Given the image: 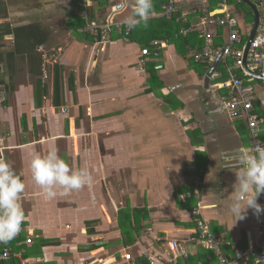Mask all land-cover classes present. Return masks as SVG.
I'll return each mask as SVG.
<instances>
[{
  "label": "crops",
  "instance_id": "0c3cea01",
  "mask_svg": "<svg viewBox=\"0 0 264 264\" xmlns=\"http://www.w3.org/2000/svg\"><path fill=\"white\" fill-rule=\"evenodd\" d=\"M26 1L0 0V157L25 185L22 236L0 244V251L18 256L0 264H137V259L150 264V257L159 255L176 256L179 264H202L187 260L200 250L210 251V264H218L214 251L195 243L198 221L222 239L226 258L255 244L261 213L248 209L244 219L236 220L230 212L236 181L231 157L249 148L251 139L240 130L242 122L223 108V100L237 93L218 86L229 77L227 71L221 79L219 58L209 64L195 61L193 39L191 47L156 39L165 42L158 55H143L141 49L155 40L144 44V36L160 34V25L141 24L127 33L125 26H113L105 40H91L70 27L80 14L73 0ZM97 1L89 7L90 19L97 22L105 17L123 22L133 4L128 0L125 8L121 0H109L102 7ZM165 1L151 19L170 17L172 13L163 12L170 3L179 21L196 18L195 0ZM224 6L236 16L239 36L247 42L254 13L248 23L235 13L234 4ZM257 12L264 20V12ZM32 25L47 34L33 54L24 49L30 40L21 30ZM220 33L224 38L225 31ZM54 64L62 70L58 105L52 103ZM40 65L50 73L42 77L48 86L37 107L34 86ZM249 77L247 84L240 79L256 113L258 105L262 141L264 84ZM53 146L71 167L89 170L90 186L51 200L43 196L32 180L29 154H43ZM29 236L32 241L26 244ZM171 239L181 244L187 258L169 247ZM17 245L21 249L15 251ZM125 252L132 254L130 261L123 259Z\"/></svg>",
  "mask_w": 264,
  "mask_h": 264
},
{
  "label": "built area",
  "instance_id": "2783aa9c",
  "mask_svg": "<svg viewBox=\"0 0 264 264\" xmlns=\"http://www.w3.org/2000/svg\"><path fill=\"white\" fill-rule=\"evenodd\" d=\"M94 0H82V13L81 16L84 20V27L79 29V32H88L92 35L101 33L99 41H103L106 35L112 31L113 26L119 29L125 26V32L129 31L126 25L121 21H114L111 18L105 17L99 22L90 19L89 7L92 6ZM256 9L264 12V0H253ZM196 10L200 13L198 20L194 25L184 28L181 32L187 33L188 31H197L201 38L204 40V46L201 50L191 52L193 59L198 62L210 63L219 58L221 62H227L228 58L232 59V64L227 65L226 70L229 73L228 80L218 84L220 87L233 88L237 93V97H232L229 100H223V108L228 112L229 117L234 121H241L248 129L250 137V147L260 140V133L262 127L260 126L262 120L257 115L255 108L251 101L248 99V92L243 86V82L233 72L234 69H241L242 72L249 76L244 70L243 65L253 73L262 76V83L264 84V20H260L253 34L247 49L246 42L241 43L239 36V22L229 9L225 8L224 2L218 4L217 8L209 10L208 0H195ZM165 14H171L176 10V6L170 3L163 7ZM264 14V13H263ZM220 29L225 31L224 43L220 47L214 46V38L218 35ZM97 42V41H96ZM165 46L163 41H151L150 48L144 47L141 49L143 55H158V51ZM246 49V51H245ZM43 78H47L45 67L42 68ZM257 203L264 206V193H261L257 198ZM198 213L197 210L194 211ZM195 243L198 247L214 251L218 258V264H264V212L261 213V223L258 228V241L255 244H249L245 248L237 249L231 258H226L221 253L222 239L212 233L208 226L202 221H198L196 226ZM30 235V234H29ZM19 237V234L15 237ZM186 241H191L192 237H187ZM31 237L25 239L26 244H30ZM169 247L178 251V255L187 258L189 255L186 253L177 240H169ZM18 256V253L9 249L0 251V262L9 260L12 257ZM125 261L132 259L130 252L123 254ZM150 264L163 263V264H179L176 256L165 257L155 256L150 257Z\"/></svg>",
  "mask_w": 264,
  "mask_h": 264
},
{
  "label": "clouds",
  "instance_id": "9594fccd",
  "mask_svg": "<svg viewBox=\"0 0 264 264\" xmlns=\"http://www.w3.org/2000/svg\"><path fill=\"white\" fill-rule=\"evenodd\" d=\"M128 6V0H121V7ZM152 12L153 0H133L131 12L122 23L129 29L141 23L146 26ZM29 155L32 180L46 199L67 195L92 184L89 170L71 167L54 146L43 154L33 151ZM231 158L236 162V181L230 212L236 220L244 219L248 209L259 215L264 212V206L257 203L258 196L264 193V142H257L251 148L242 147ZM24 188L20 176L5 158L0 157V244H7L21 231L25 219L20 202Z\"/></svg>",
  "mask_w": 264,
  "mask_h": 264
},
{
  "label": "trees",
  "instance_id": "16d2710c",
  "mask_svg": "<svg viewBox=\"0 0 264 264\" xmlns=\"http://www.w3.org/2000/svg\"><path fill=\"white\" fill-rule=\"evenodd\" d=\"M77 5H78V11H79V15L73 17V20L77 21V23L75 25L72 26V24H70V27L73 28L75 30V33H80V34H86L87 38L91 39V40H95L96 38H101L100 32L96 35H90L88 33H84V32H79L78 30L80 28H83L85 23L84 20L81 16L82 13V0H73ZM80 1V2H79ZM98 4L102 7H106L109 4V0H98L97 1ZM221 2H227L228 4H234L235 5V13L237 15H243L244 19L248 22V23H252L253 22V12L251 7L242 2V1H237V0H209V10H213L215 8H217L218 4ZM166 1L165 0H156L155 2H153V11H159V6L165 4ZM194 16L196 15V18L193 21H179L178 18V14L172 12V15H170V17H160V18H155V19H149L147 21V25H160L161 28V33L157 34L158 32H154V34H148L147 36H144V44H147V42L150 39H162V38H166V40L174 42L177 46H180V44L182 46L185 47H191L194 44H192V39L197 42L195 45L197 46L196 49L200 50L203 46L202 42L203 39L201 38V36L198 34V32L195 31H188L186 33L185 36L181 35V30L184 28H188L191 26L192 22H195L196 20H198L200 13L198 11H194L193 12ZM234 15V14H233ZM92 16V15H91ZM149 23V24H148ZM142 25H144L143 23H141ZM141 25V26H142ZM140 26V25H139ZM137 26V27H139ZM165 29V30H164ZM16 30H20V29H16ZM23 34H25L24 36H26L30 41L29 43H27L24 46V49L27 50V52L33 54L34 52V48H36L37 45L41 44L42 42H44L45 37H47V34L43 31L44 29H42L40 26H36V25H32L29 27H25L21 29ZM164 30V31H163ZM175 33V34H174ZM130 34V33H129ZM174 34V35H172ZM175 36V37H173ZM200 39H199V38ZM175 38V39H173ZM246 36H241V43L245 42ZM202 40V41H201ZM215 47H220L222 46L224 43V38L221 36L220 30L218 32V35L214 38ZM226 63L227 65L232 64V59L228 58L227 62L223 61L219 64V70L221 72L222 78L227 77V70H226ZM35 64V63H34ZM32 64V65H34ZM202 68H205V65L203 63H200ZM32 72L35 70V67L33 66L31 68ZM236 69L233 70V72ZM38 74L40 77H36V82H35V86H34V101H35V106L40 107L42 104V101L46 95L47 92V82L43 81L42 79V68L41 65L38 69ZM52 83H53V97H52V103L54 105H58L60 104V102L62 101V89H63V83H62V70L59 67V65L54 64L53 68H52ZM235 75L241 79H243L244 83L247 84L249 83L248 80L251 79L249 76L245 75L241 69H237V71H235ZM68 86L69 88L73 87V82H72V78L69 77L68 78ZM255 81V80H254ZM257 81V80H256ZM258 82H262L261 80H258ZM6 91V90H5ZM7 93V91H6ZM255 107L257 108V113L259 111L258 105L255 104ZM239 127L241 128L240 130H242L243 132H248V129H246V127L243 125V123H239ZM261 139L262 141H264V135H261ZM21 235V232H19V236ZM22 236V235H21ZM21 236L19 238H21ZM14 241V240H13ZM13 244V243H11ZM18 249H21V247H19L18 245L15 247V251H18ZM197 255L194 257H190L189 261H201L202 264H210V262L212 261L213 257L210 255V251H206V250H200V252L196 253ZM210 257V259L205 260V258ZM137 264H147L148 261H146L145 259H137ZM195 264V262L193 263ZM197 264V263H196Z\"/></svg>",
  "mask_w": 264,
  "mask_h": 264
},
{
  "label": "water",
  "instance_id": "95a60500",
  "mask_svg": "<svg viewBox=\"0 0 264 264\" xmlns=\"http://www.w3.org/2000/svg\"><path fill=\"white\" fill-rule=\"evenodd\" d=\"M242 1L246 2V3L252 8L253 13H254V22H253V26H252L251 32H250V34H249V37H248V39H247L246 47H245V48L247 49V47H248L250 41L252 40L253 34H254V32H255V29H256V27H257L258 19H259V15H258L257 9H256L255 6L252 4V2H250L249 0H242ZM246 49H245V51H246ZM243 70H244L247 74H249V75H252V76H254V77H258V78L262 79V76H260L259 74H257V73H253V72L249 71V69L246 67V65H243Z\"/></svg>",
  "mask_w": 264,
  "mask_h": 264
},
{
  "label": "rangeland",
  "instance_id": "374dc122",
  "mask_svg": "<svg viewBox=\"0 0 264 264\" xmlns=\"http://www.w3.org/2000/svg\"><path fill=\"white\" fill-rule=\"evenodd\" d=\"M25 2H27V1H26V0H24V3H25ZM43 10H44V9H43ZM43 12H44V13H46L45 11H43ZM105 12H106V11H105ZM41 17H42V16H41ZM45 21H47V17H46V18H44V20L42 21V23L44 24V22H45ZM46 23H47V22H46ZM45 71H46L47 77H49V73H50L49 71H50V70H49V71H47V68H46V69H45ZM42 76H43V75H42ZM50 76H51V74H50Z\"/></svg>",
  "mask_w": 264,
  "mask_h": 264
}]
</instances>
